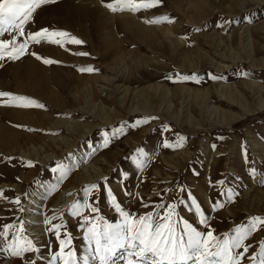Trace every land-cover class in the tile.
I'll return each mask as SVG.
<instances>
[{
  "label": "rangeland",
  "instance_id": "obj_1",
  "mask_svg": "<svg viewBox=\"0 0 264 264\" xmlns=\"http://www.w3.org/2000/svg\"><path fill=\"white\" fill-rule=\"evenodd\" d=\"M108 4L116 0H55L37 9L23 37L18 31L0 36L16 45L27 42L19 59L0 60V92L44 105L20 107L11 97H0V124L9 131L0 132V231L15 225L7 240L0 237V264H50L60 251L49 231L57 224L63 225L61 239L72 238L65 251L83 264L95 248L85 239L88 228L103 232L123 220L113 196L133 221L151 214L165 222L175 205L176 231L183 234L187 221L202 239L211 232V252L253 217L264 218V93L256 98L249 88L264 85V0H162L140 11H112ZM81 8L87 12L83 21L76 15ZM123 20L151 32L138 39L125 36ZM45 28L69 35L51 37L62 40L60 45L29 39L28 33ZM71 37L83 43H71ZM110 37L107 51L104 38ZM32 53L55 63L45 64ZM35 60L50 68V89L59 102L49 98L42 80L33 86L25 79L18 87L28 61ZM89 67L94 71H80ZM175 91L177 97L170 94ZM62 194L73 198L58 211ZM37 199L38 207L28 203ZM77 204L80 215H73ZM17 235L40 252L14 257L3 251ZM262 241L264 226H258L244 240L248 251L235 250L243 253L241 264H259ZM126 255L118 249L110 264H126Z\"/></svg>",
  "mask_w": 264,
  "mask_h": 264
},
{
  "label": "snow or ice",
  "instance_id": "obj_2",
  "mask_svg": "<svg viewBox=\"0 0 264 264\" xmlns=\"http://www.w3.org/2000/svg\"><path fill=\"white\" fill-rule=\"evenodd\" d=\"M55 0H0V36L5 33H11L18 31L20 36L25 35V25L33 19V14L42 5L54 3ZM162 2V0H116V5H106L112 11H123L125 9L130 11H140L141 9H150L156 7ZM119 5V7H117ZM151 22V21H150ZM69 34L64 32H49L47 28L37 31L35 33H28L29 39L39 44L42 41L54 43L60 45L63 43L60 39H51V37H67ZM69 42L75 44H82L83 41L71 37ZM11 45V47H10ZM27 48V42L16 45L15 40L12 41H0V60L5 57L11 60H17L24 54ZM79 55H87V53H78ZM36 58L43 59L36 53H32ZM45 64H52L55 61L50 59H43ZM82 72H92L93 68H82ZM216 77H213L215 79ZM189 79V77H184ZM0 97H11L13 102H18L17 106L20 107H37L43 108L44 105L37 103L34 100H30L27 97L11 96L10 93L0 92ZM55 171V169H54ZM255 170H253V174ZM93 188L97 187L95 185ZM3 193L0 192V197ZM109 196H112L109 190ZM113 206L116 211L120 213L123 220L119 224L107 225L103 232H99L95 229V226L88 228V235L85 237L89 241L91 246L92 242H95V248L88 251L83 257V264H89L90 259L98 261L99 264H110L113 256L116 255L118 249H125L127 252L126 264H187V261L195 258V264H241L243 259V253L248 251L247 247H244V240L254 231L258 226H264V218L253 217L251 223L242 228L235 230L236 235L231 239H224L223 242H217L215 245L216 251L211 252L208 250V239H214L212 233L209 232L208 239H202L203 233L198 232L187 221H184L183 234L176 231L175 226L172 223V216L174 215L175 205L169 207L168 214L163 217V221H154L151 214L147 216H141L138 220L133 221V218L121 209L120 205L115 202V197H112ZM193 204H196L193 198ZM19 203V200L15 201ZM76 211L73 215H80V209L82 206L74 205ZM83 207H89L84 205ZM163 207V205H160ZM23 211V209H21ZM93 212H96V208H92ZM196 212L200 215V223H206V219L200 210V206L196 204ZM158 215V214H157ZM88 222V218L85 217V223ZM51 223V221H46ZM155 224V227L153 225ZM15 227V225L5 224L4 230L0 231V237L7 240L9 230ZM63 225H53L49 231L55 235L59 240V253L52 256L50 264L60 260L63 264H79V261L75 257V253L72 251H65L66 246L71 244V236L68 235L67 239H61L60 229ZM83 227V225H81ZM18 232H23V225L18 229ZM186 237V239H185ZM243 247V253L235 252L236 249ZM131 249V250H129ZM8 251L11 256L22 257L25 253H38L40 249L33 244L31 240L23 239L17 235L14 241L8 243L7 247L2 249ZM235 252V254H233ZM260 257L259 264H264V241L260 242ZM133 257L139 258L134 260ZM211 258V259H210ZM255 259V257L253 258ZM29 264H36L35 260L29 261ZM114 264V262H113Z\"/></svg>",
  "mask_w": 264,
  "mask_h": 264
},
{
  "label": "bare ground",
  "instance_id": "obj_3",
  "mask_svg": "<svg viewBox=\"0 0 264 264\" xmlns=\"http://www.w3.org/2000/svg\"><path fill=\"white\" fill-rule=\"evenodd\" d=\"M81 1V0H80ZM82 1H84V0H82ZM78 17H80V20L81 21H83V20H85L86 18H85V15H87V12H86V10L84 9V8H81V9H79V11L77 12V14H76ZM71 19V18H70ZM116 27V26H115ZM120 32H122L125 36H130L131 35V37H136V39H138V38H141L142 37V35L144 34L145 35V33H148V30H149V28H146L144 25H142L141 23H139V22H132V21H129V20H123L122 22H121V26H120ZM150 31V30H149ZM108 33L110 32V31H107ZM151 32V31H150ZM26 33V32H25ZM113 32H110V34H112ZM244 33V32H243ZM242 33V45H243V49L244 50H248L247 49V45L245 44V41L247 40V38H246V36L247 35H245L244 36V34ZM99 35V34H98ZM102 36V35H101ZM147 36V35H146ZM23 37V36H22ZM26 37V36H25ZM94 37V36H93ZM100 37V35L98 36V38ZM111 38V37H110ZM145 38V37H144ZM105 40H104V43H103V47L105 48V49H107V51H110V50H112L111 48V44L109 43L110 42V40H112L113 38H111V39H108V38H104ZM114 40V39H113ZM116 41V40H115ZM147 40H145V42H146ZM113 43V42H112ZM115 43V42H114ZM117 43V42H116ZM222 43L223 42H220V44L218 45V46H221L222 45ZM118 44L120 45V46H122V42H120L119 40H118ZM115 45H117V44H115ZM102 46V45H101ZM114 48H116V46L114 47ZM113 48V49H114ZM115 51L116 50H114V52L113 53H115ZM120 52V51H119ZM118 52V53H119ZM223 56V55H222ZM33 59V58H32ZM146 61V60H145ZM211 62H212V64H213V60L211 59ZM26 63V62H25ZM144 63V62H143ZM24 68V67H23ZM50 68L48 69V68H46V67H44V66H40L39 65V63L38 62H36V60L35 61H28V63H27V65L25 66V70H24V79H19V81L17 82L18 83V87H23L24 85H25V83H26V80L25 79H30L31 81H30V83H32V85L33 86H36V85H41V80L43 81V84L45 85H43L44 87V89L43 90H47V95L49 96V98H51L52 100H54V99H57V101L59 100V95L58 94H55L54 93V91L52 92L51 91V89H50V85H51V79H50ZM22 72V71H21ZM180 76H181V74H180ZM110 80H115L114 79V77L113 78H109ZM52 80H53V78H52ZM28 82V81H27ZM28 84V83H27ZM32 86V88H34ZM28 87V86H27ZM249 88L250 89H253V94H254V97H256V98H259V96H261V93H264V85H259V84H257V83H252V84H250V86H249ZM36 89H38V88H36ZM143 93V92H142ZM151 93V92H150ZM144 94V93H143ZM173 97H177V94H178V91H175L173 94L172 93H170ZM232 95L234 94V95H238L239 93L238 92H236V91H233L232 93H231ZM145 95V94H144ZM195 96V95H194ZM197 96V95H196ZM220 96L222 97V98H224V97H226V95H224V94H220ZM144 97V96H143ZM147 98V97H146ZM149 98V97H148ZM204 97H202V98H200V99H203ZM151 100V99H150ZM59 102V101H58ZM148 102V101H147ZM146 102V103H147ZM206 102V101H205ZM50 103V102H49ZM55 103V102H54ZM209 108V107H208ZM245 108V107H244ZM261 108H264V102H261ZM142 110V109H141ZM145 111H151V109L149 110V109H145ZM247 111H250V110H246V113H247ZM91 114H93L95 117H97V111H95V109H93L92 111H91ZM99 114V113H98ZM99 116V115H98ZM0 129H2L0 132H9L8 131V128L6 127V126H2L1 124H0ZM11 131V130H10ZM14 132V131H13ZM16 135V134H15ZM12 137H13V135H12ZM36 153V155H39V153H38V151H35ZM82 154V153H81ZM77 155H78V153H77ZM78 157H79V155H78ZM83 157V156H82ZM45 159H47V157H45ZM36 192V191H35ZM34 193V191L32 192V194ZM30 197H31V195H30ZM33 198V197H32ZM39 198V197H38ZM72 198H73V196H66V194H62L61 196H60V199H59V203H58V205H56L57 207L55 208V209H57L58 211L59 210H61V209H63V207L64 206H66V205H68V203L70 202V201H72ZM35 199V198H34ZM32 200V199H31ZM31 200H29V202L28 203H31L32 205H34L35 207H38L39 205H40V202H41V200L40 199H37V200H34V201H31ZM42 205H43V203H42ZM33 219V218H32ZM10 263V261H6V262H4L3 264H9ZM12 264V263H11Z\"/></svg>",
  "mask_w": 264,
  "mask_h": 264
}]
</instances>
